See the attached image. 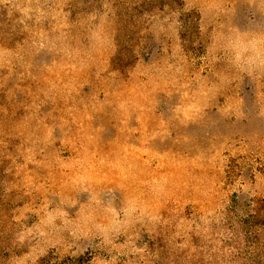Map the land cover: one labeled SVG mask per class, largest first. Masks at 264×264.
I'll return each instance as SVG.
<instances>
[{"label": "rangeland", "instance_id": "1", "mask_svg": "<svg viewBox=\"0 0 264 264\" xmlns=\"http://www.w3.org/2000/svg\"><path fill=\"white\" fill-rule=\"evenodd\" d=\"M0 264H264V0H0Z\"/></svg>", "mask_w": 264, "mask_h": 264}]
</instances>
